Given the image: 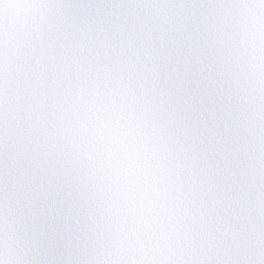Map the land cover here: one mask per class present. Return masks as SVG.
<instances>
[{
  "label": "snow or ice",
  "instance_id": "snow-or-ice-1",
  "mask_svg": "<svg viewBox=\"0 0 264 264\" xmlns=\"http://www.w3.org/2000/svg\"><path fill=\"white\" fill-rule=\"evenodd\" d=\"M0 264H264V0H0Z\"/></svg>",
  "mask_w": 264,
  "mask_h": 264
}]
</instances>
